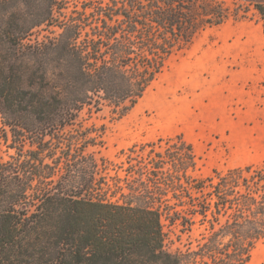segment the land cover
Listing matches in <instances>:
<instances>
[{
  "label": "trees",
  "instance_id": "1",
  "mask_svg": "<svg viewBox=\"0 0 264 264\" xmlns=\"http://www.w3.org/2000/svg\"><path fill=\"white\" fill-rule=\"evenodd\" d=\"M242 1L87 0L59 37L19 57L68 0H0V113L12 144L31 146L10 144L6 160L0 134V264L251 261L264 242V161L198 177L177 135L132 146L125 166L88 154L98 139L75 128L86 109L126 113L173 55L231 17L253 11L264 35V0Z\"/></svg>",
  "mask_w": 264,
  "mask_h": 264
},
{
  "label": "rangeland",
  "instance_id": "2",
  "mask_svg": "<svg viewBox=\"0 0 264 264\" xmlns=\"http://www.w3.org/2000/svg\"><path fill=\"white\" fill-rule=\"evenodd\" d=\"M85 1L68 0L62 10L56 9L51 25L33 29L12 53L24 57L59 37L64 23L84 10ZM221 1L231 10L245 3ZM164 109L168 113L161 116ZM174 113L181 123L171 121ZM75 128L90 129L91 135L97 137V144L89 145L87 152L98 161L105 158L127 166L132 146L159 143L162 139L182 135L193 144L198 156L194 172L198 177L209 176L215 169L261 164L264 161L262 25L252 11L247 18L231 17L223 25L203 31L189 48L169 59L164 71L126 113L121 114L109 106L91 112L86 109ZM0 134L8 136V143L2 145L6 160L17 155V148L9 147L10 144L24 150L31 147L28 139L22 145L12 144L10 126L1 113ZM150 149L147 147L148 151ZM177 247L184 246L177 242L171 249ZM248 264H264V242L255 249Z\"/></svg>",
  "mask_w": 264,
  "mask_h": 264
},
{
  "label": "bare ground",
  "instance_id": "3",
  "mask_svg": "<svg viewBox=\"0 0 264 264\" xmlns=\"http://www.w3.org/2000/svg\"><path fill=\"white\" fill-rule=\"evenodd\" d=\"M167 111H168L167 109H164V110L160 113V115H161V116H165V115H167V113H168ZM170 114H172V113H170ZM176 117H177V114L174 113V114L170 117L171 121L174 122L175 124L178 123V122L181 123V120H180L179 118L177 119ZM139 119H140V118H139ZM135 120H136V119H135ZM141 121H142V120H141ZM137 122H138V121H137ZM134 123H135V122H134ZM141 123H142V122H141ZM145 123H146V122H145ZM142 124H143V123H142ZM142 124L139 125V126H140V127L143 126ZM135 125H136V123H135ZM178 125H179V124H178ZM130 126H131V125H130ZM132 126H133V125H132ZM133 127H134V126H133ZM129 128H130V127H129ZM132 129H133V128H132Z\"/></svg>",
  "mask_w": 264,
  "mask_h": 264
},
{
  "label": "crops",
  "instance_id": "4",
  "mask_svg": "<svg viewBox=\"0 0 264 264\" xmlns=\"http://www.w3.org/2000/svg\"><path fill=\"white\" fill-rule=\"evenodd\" d=\"M259 23H260V22H259ZM260 24H261V23H260ZM261 25H262V24H261ZM262 29H263V28H262ZM263 36H264V35H263ZM197 68H200V67L198 66ZM197 68H196V69H197ZM196 69H194V71H195ZM197 70H198V69H197ZM261 116H262V114H261Z\"/></svg>",
  "mask_w": 264,
  "mask_h": 264
}]
</instances>
